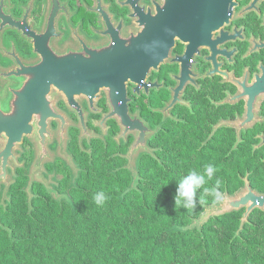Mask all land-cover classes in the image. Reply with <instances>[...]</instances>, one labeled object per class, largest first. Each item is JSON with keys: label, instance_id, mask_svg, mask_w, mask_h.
Here are the masks:
<instances>
[{"label": "flooded vegetation", "instance_id": "obj_1", "mask_svg": "<svg viewBox=\"0 0 264 264\" xmlns=\"http://www.w3.org/2000/svg\"><path fill=\"white\" fill-rule=\"evenodd\" d=\"M19 137L2 204L14 177L35 181L40 140L45 187L76 150L105 143L133 170L179 140L264 195V0H0V152Z\"/></svg>", "mask_w": 264, "mask_h": 264}, {"label": "trees", "instance_id": "obj_2", "mask_svg": "<svg viewBox=\"0 0 264 264\" xmlns=\"http://www.w3.org/2000/svg\"><path fill=\"white\" fill-rule=\"evenodd\" d=\"M173 146L177 153L143 156L133 170L121 168L108 148L98 145L90 155L76 150L73 158L84 169L67 201L51 198L62 186L51 191L31 181L26 188L16 176L0 203V264H264L263 210H254L242 228L244 210L209 217L201 231L168 230L219 206L201 191L198 198L206 202L194 211L175 207V184L203 168L196 152L186 157L181 141ZM217 178L224 179L216 173L205 187ZM101 190L109 198L98 207L93 197ZM224 190L232 195L237 188ZM104 209L109 216H101Z\"/></svg>", "mask_w": 264, "mask_h": 264}, {"label": "rangeland", "instance_id": "obj_3", "mask_svg": "<svg viewBox=\"0 0 264 264\" xmlns=\"http://www.w3.org/2000/svg\"><path fill=\"white\" fill-rule=\"evenodd\" d=\"M99 146H101L103 149H105L106 144L105 143H100ZM23 148L24 149L28 148V150L30 151L28 159L30 161L33 160L32 158H34V157L32 156V152L31 151L32 150L34 151V149L38 150L36 141L26 142L25 146ZM79 150L81 152L86 153L87 155L90 154V152H91V150L89 148H87L86 151H83L81 149H79ZM92 160L93 159H89V163H91ZM82 169H84V167L82 165H80V163L78 164L74 160V158L73 159L72 158H68V161H66V163L62 162L61 164H59L57 166V169L54 170L53 174H49L48 177L45 176V180L42 179L44 184H46L51 191H54L53 189L56 186H59V187L62 186L60 191L56 190V193H54L52 195L53 197H51V198L54 201L59 202V201H61V199H65L67 201L66 192L71 187V185H75L76 186L77 180H78V174L81 172ZM29 177H30V180H35V182L38 181V180H41L38 177V175L35 174L34 165H31V164H29ZM68 177H71V180L69 181V183L66 182V184H65V181L68 179ZM14 179H15V177H14ZM221 180H223V179L221 178ZM224 184L226 185V187H225V185L222 184L221 191L224 190V189L229 190V191H231V190L233 191L234 190L233 186L228 185L225 182H224ZM28 186H30V182L28 183ZM28 186H27V188H28ZM129 189H132V181H131V185H130ZM223 192H226V191L224 190ZM243 192H244V190H241L240 192L239 191H235L233 193L234 195H232V197H238ZM35 194L36 193H34V195ZM33 197L31 198V194L29 195V199H28L29 202L31 200H33ZM209 200H212V198L210 196H207V200L206 201L208 202ZM213 207H208V208H213ZM201 212H202V214L201 213H197V215H194V217H193L194 219H192L186 226H184V227H176L175 226V227L169 228L168 230L172 231V230H181V229H183V230H197V231H201L200 230L201 229V225H203L205 223V221L208 219L207 215H206V212L205 211H201ZM109 213H110L109 210L105 211V209H104V212H102L101 216L102 217L109 216Z\"/></svg>", "mask_w": 264, "mask_h": 264}, {"label": "clouds", "instance_id": "obj_4", "mask_svg": "<svg viewBox=\"0 0 264 264\" xmlns=\"http://www.w3.org/2000/svg\"><path fill=\"white\" fill-rule=\"evenodd\" d=\"M218 168L213 163L203 166L201 171L190 170L183 175L175 184V195L173 197L174 205L189 211H194L198 204L205 203V200L198 198V193L202 191L204 196H210L213 204H220L223 201L224 193L221 191L222 181L217 178L211 187H205L217 173ZM104 191H98L94 194L93 200L96 206L102 207L108 200Z\"/></svg>", "mask_w": 264, "mask_h": 264}, {"label": "water", "instance_id": "obj_5", "mask_svg": "<svg viewBox=\"0 0 264 264\" xmlns=\"http://www.w3.org/2000/svg\"><path fill=\"white\" fill-rule=\"evenodd\" d=\"M139 142L140 144H142V146L144 145L143 135L140 138ZM139 142H137L135 146H137ZM20 143H21L20 137L16 140H8L6 142L5 147L0 152V156L2 157V159H4L5 161L7 157L12 154V150H14ZM40 147H41V151L38 153L37 159L34 164V168L35 169L37 168V173H39L38 168L41 169V163L43 160V156L47 155L44 140H40ZM13 159H15L14 156H13ZM1 168L4 174L5 172L4 166H1ZM256 209L264 211V195H259L255 193L247 185L245 191L240 196L227 197L224 199L223 204L217 207H213V208H206L205 212H206L207 218H209L212 216H220L222 214H225L231 211L244 210L243 216L241 218V223H240V228H242L245 222L247 221L248 216Z\"/></svg>", "mask_w": 264, "mask_h": 264}]
</instances>
